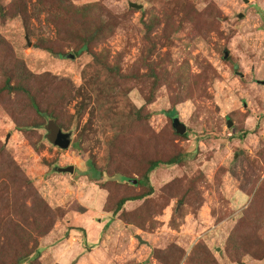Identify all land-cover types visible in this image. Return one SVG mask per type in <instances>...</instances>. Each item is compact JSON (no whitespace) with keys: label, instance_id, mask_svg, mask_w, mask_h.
<instances>
[{"label":"rangeland","instance_id":"374dc122","mask_svg":"<svg viewBox=\"0 0 264 264\" xmlns=\"http://www.w3.org/2000/svg\"><path fill=\"white\" fill-rule=\"evenodd\" d=\"M94 1L71 0L77 6ZM129 1L143 7H130ZM174 1L106 0L116 15L134 9L126 28L108 39L111 61L121 52L123 67L134 65L143 10H148L147 19L149 12L169 10ZM185 1L206 26L199 31L185 22L160 53L168 52L175 64L169 63L170 68L204 71L207 76L192 96L175 104L187 137L173 134L168 115L172 95L176 101L185 86H162L148 105L151 127L169 137L185 160L156 168L150 176L152 194L128 201L116 212V193L148 189H127L109 178L117 170L139 178L130 167L109 166L108 159L110 140L130 127L135 110L145 104L139 84L131 82L124 91L91 55L75 57L73 48H67L62 57L40 46L57 35L48 10L40 11L35 0H26V14H21L14 0H0V43L6 42L0 57L18 59L36 76L50 72L66 78L75 94L80 87L85 93L63 102L60 110L63 130L71 133L68 149L50 141L54 122L41 126L33 114L30 127L18 128L15 95L11 105L0 99L1 178L9 180L11 175L14 190L24 174L29 182L25 188L34 187L27 204L17 207L21 198L12 197L10 206H0V216L17 224L15 234L4 229L5 222L0 224V264H14L25 250L24 242L30 255L21 264H264V0ZM175 12L177 25L183 14L181 9ZM10 63L0 65V85L15 66ZM82 102L85 109H80ZM88 161L103 170L100 181L89 178ZM68 165L75 166L73 173L56 170ZM17 235L24 242L18 243Z\"/></svg>","mask_w":264,"mask_h":264},{"label":"trees","instance_id":"16d2710c","mask_svg":"<svg viewBox=\"0 0 264 264\" xmlns=\"http://www.w3.org/2000/svg\"><path fill=\"white\" fill-rule=\"evenodd\" d=\"M14 1L19 12L26 14V0ZM105 1L95 0L86 6L74 5L71 0H35V3L40 11L48 10L49 22L55 24L57 28L56 38L46 39L40 46H44L62 57L66 54L67 48H73L72 53L75 57L82 53H87L93 57L96 65L106 70V73L110 74L109 76L118 85L124 87V91L128 89L131 82H135L139 84L144 94L145 104L135 110L134 120L130 127L127 130L117 132L109 143V166L117 168L127 166L130 167L128 169L129 172L139 175L136 183L133 182L135 178L119 170L110 174L109 178L114 180L119 186L124 185L127 189L136 185L148 187L147 191L137 194L124 195L120 192L116 193L118 200L116 201L115 211L119 212L128 201L140 200L152 194L154 188L150 184V176L156 168L161 165L180 164L185 160L183 152L178 148H172L169 137L165 136V134L162 135V133L155 131L151 127L148 120L151 114L148 111V105L155 101L156 93L162 86H170L169 89L174 84H178L179 87L185 86L184 91L180 92L176 97V101L173 98L174 95H172L173 108L168 111V115L172 118L173 123V116L178 112L175 104L192 96L195 92L194 89L200 87L199 84L201 82H205L207 76L204 71L191 74L190 71H179L174 66L170 68L169 63L173 62L168 52L160 53V49L166 44L172 43V34L183 28L185 22L191 23L196 27L194 28L195 30L198 29L200 31L206 26V21L198 17V13L192 11L193 5L186 4L185 0H175L171 3L169 10L160 9L158 11L155 9V12H149L147 19L144 16L148 10L144 9L142 19L144 27L140 54L134 65L125 69L121 64V52L115 54L112 62L111 50L106 44L108 39L118 29L126 28V20L134 9H128L126 12L116 15L105 5ZM177 9H181L183 15L179 18L180 23L176 25L175 11ZM160 29L162 31L159 33ZM100 44L104 45L98 49ZM3 46H6V42L0 43V53ZM9 59H11L10 64L15 66L13 69L11 68L12 70L5 77L4 83L0 85V99H5L9 104H13L17 100L18 106L20 104L18 115H13L17 122V127H30L33 120L31 116L35 114V117L43 123L41 126L52 121L57 128L64 131L66 125L60 115V110L63 108L62 104L63 102L70 103L78 96L84 95V87L77 88V93L75 94L72 91L73 85L70 80L58 78L50 72L37 76L30 74L25 71V66L21 61L12 59L11 56L6 57V59L0 57V65ZM13 94L15 99L12 103ZM82 103L83 106L80 109H85L87 104L85 102ZM37 118H35L36 121H38ZM20 120L23 121L21 122ZM173 134L181 137H187L188 135L187 132L183 135L179 134L175 128H173ZM123 161L127 165H124ZM88 164L92 173L89 178L93 181H100L103 170L97 168L95 162L88 161ZM1 177L2 175H0V206H10L12 197H16L17 201L21 198L16 205L17 207H19V204H27L29 199L32 201L34 187L25 188L29 184L26 175L22 174L19 181L20 184L19 186L15 185L14 190L11 189L9 183L11 180L15 184L13 177L9 175L8 177H11L9 180ZM38 199L39 195L35 190V204ZM45 205L50 210L49 206ZM2 222L6 224V226H3L6 231L10 229L15 231L17 224L13 219H5V216H0V224ZM15 233L16 231L13 234ZM17 242H24L21 235H17ZM10 246L13 245L10 243ZM24 246V252L16 257L14 264H21L27 261L30 253L26 251L27 244L25 242ZM2 264L8 263L2 262Z\"/></svg>","mask_w":264,"mask_h":264},{"label":"water","instance_id":"95a60500","mask_svg":"<svg viewBox=\"0 0 264 264\" xmlns=\"http://www.w3.org/2000/svg\"><path fill=\"white\" fill-rule=\"evenodd\" d=\"M129 6L133 7V8L135 7V8L141 9L143 7V4H138L135 2L129 1ZM2 10L3 9L1 8L0 11H2ZM28 43H29V45L31 44V41H29V39H28ZM228 55H229V51H225L224 58L225 59L228 58ZM260 82L262 84H264V80H262ZM230 123H231V120H228L229 125H231ZM173 126L179 134H184L187 132V125L183 121L180 120L179 116H176V115L173 116ZM55 129H56V131H54L51 135H49L50 141L53 144H55L56 146L60 147L61 149H68L72 143L71 133L70 132H64V131L60 130L59 128H55ZM9 136H10V133L8 134V137ZM56 170L58 172H62V173H68V172L73 173L75 170V166L74 165L57 166ZM133 182L136 183L137 180L134 179ZM138 238L141 241H143L140 236H138ZM141 264H143V263H141ZM242 264H244V263H242Z\"/></svg>","mask_w":264,"mask_h":264}]
</instances>
